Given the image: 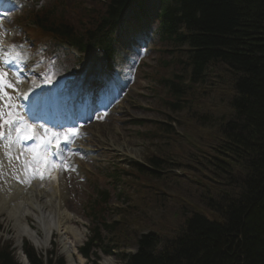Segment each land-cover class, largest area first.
Instances as JSON below:
<instances>
[{
    "label": "rangeland",
    "instance_id": "obj_1",
    "mask_svg": "<svg viewBox=\"0 0 264 264\" xmlns=\"http://www.w3.org/2000/svg\"><path fill=\"white\" fill-rule=\"evenodd\" d=\"M102 6L99 0H46L42 2L40 15L51 10L53 15L48 22H66L78 31H83L96 20V16L91 13L96 11L95 15H97L103 10ZM30 7L29 0H14L10 8L16 11L10 12L0 20V46L7 43L23 45L22 48L15 49L21 54L20 59H26L25 56L28 62L42 63L35 69H29V71L35 70L30 73L31 76L32 74L36 76L27 79L28 85L40 86L43 78L47 77L58 81L60 94H63L68 90L66 87L73 86V82L68 83L71 82L69 78L76 79L83 65H89L87 59L83 61V58L94 53L100 55V62L96 71L89 76L96 77L104 66H101L104 62V54L99 50H92L86 55H76L71 52L64 60L65 63L58 64L59 67L54 69L55 57L44 54L43 44L44 40H47V46L54 48L56 44H50L48 41L53 40L54 37L45 32L40 33L34 28L32 21L28 19ZM126 26L125 33H118L120 44L117 49L120 54L117 71L112 81L106 84L111 88L110 92L108 96H103L102 100L97 98V103L94 102L102 105L106 97L117 96V99L121 98L120 101H110L108 105L109 108L116 110L112 114L108 111L106 112L108 115L95 117L93 114L97 110L94 107L86 105L79 107L81 110L77 112L78 114L82 115V112L86 111L91 112L92 115L81 128L74 129L77 135L72 141L75 142L64 156L67 160L79 158L83 165L81 168L66 169L62 166L60 171L69 187L64 209L72 217L71 225L83 234V238L76 239L68 232L60 238L55 231L45 250L34 247L43 255L54 249L64 255L65 246H79L87 239L94 225L88 204L91 203L93 196L104 190L110 193L109 204L107 206L96 204L95 212L103 211V217L109 223L118 222L115 234L105 232L103 236L106 242L111 243L112 240V244L119 245L121 252L135 251L134 238L140 231L147 232L153 229L164 236L174 234L182 219V213L191 208L205 212L210 218L217 217L214 212H206L199 204L200 197L205 193L203 187L208 188L212 184L211 181L214 184L217 182L206 163V158L211 156L208 145L213 139L214 131L209 126H201L197 114L213 113L218 122L231 115L230 109L226 111V108L232 95V75L223 65H209L205 81L191 90L187 89L189 93L181 101L190 106L191 110L175 111L170 103L178 101L171 96L164 83L165 79L173 78L174 74L180 71L176 58L165 53L164 48H155L154 40L146 39L140 44L137 39H145L146 35L151 36L148 30L142 32L141 25L130 22L129 19ZM6 28L12 30L11 36L4 31ZM46 37L48 39H45ZM45 58L47 67H45ZM65 64L74 67V73L68 74L64 68ZM4 72L8 73L5 79L17 85L15 90L19 89V85L21 88L22 82L11 72ZM78 87H81V84L74 90ZM5 90L8 93L12 92L10 95L13 97V103H18L15 90L12 88ZM74 101L71 104L72 110L69 107L68 112L72 113L74 107L78 109L76 103L73 107ZM194 112L195 115L191 116ZM139 122L141 123L138 125ZM168 129L172 133H168ZM83 148L87 154L82 152ZM16 150L17 145L8 149L0 147V187L11 186L13 180L20 178L19 174L23 172L21 164L23 159L18 156ZM6 151L11 153V158L5 155ZM153 155L161 158L165 168L169 167L161 171L160 178L141 177L136 181V185L132 184L133 188L127 185L124 175L123 182L112 179L116 168L124 169L122 172L126 174H134L131 164L134 161L144 163ZM65 163L64 161V165ZM30 167L36 168L33 165ZM22 174L29 176L31 172ZM51 175L38 182L32 181L36 182L35 186H43L42 183H46L44 187L50 192L52 185L56 184L58 179V176L51 177ZM133 176L137 177V173ZM218 185L217 183L216 186ZM12 224L6 213H0V240L2 243L10 244L15 250L16 258L20 260L21 255ZM114 254H116L115 250ZM77 257L80 258L81 255ZM107 259L111 260L110 264H121L115 255H102L99 264H104ZM84 264L93 263L84 260Z\"/></svg>",
    "mask_w": 264,
    "mask_h": 264
},
{
    "label": "trees",
    "instance_id": "obj_2",
    "mask_svg": "<svg viewBox=\"0 0 264 264\" xmlns=\"http://www.w3.org/2000/svg\"><path fill=\"white\" fill-rule=\"evenodd\" d=\"M133 1L103 0V12L94 29L87 30L88 36L110 47V32ZM164 12L160 34L179 47V63L188 73V77L175 75L167 85L177 98L176 111L191 110L181 101L187 89L205 81L209 65H223L232 75L226 108L231 115L218 122L213 113L197 114L200 125L214 131L206 163L219 184L211 181L203 187L199 204L217 217L191 208L182 213L174 234L140 231L134 238L135 253L113 247L121 264H264V0H166ZM53 31L73 41L80 37L65 24ZM97 33H102L100 38ZM134 168L136 185L141 177L160 178L169 167L153 155ZM116 225L94 229L81 252L90 257L93 247L104 245L101 233L115 234ZM25 252L30 264H67L56 251L45 257L26 246ZM104 252L110 254L111 249L105 246ZM0 264L21 263L9 245L0 243Z\"/></svg>",
    "mask_w": 264,
    "mask_h": 264
},
{
    "label": "bare ground",
    "instance_id": "obj_3",
    "mask_svg": "<svg viewBox=\"0 0 264 264\" xmlns=\"http://www.w3.org/2000/svg\"><path fill=\"white\" fill-rule=\"evenodd\" d=\"M99 60L97 55L90 56L88 62H92V66L83 68L80 74L87 71L92 72ZM21 91L22 93L30 92L25 84L22 85ZM49 100L42 99V101L50 103ZM27 103L32 105L30 100ZM55 173L57 174V172ZM56 181L50 192L41 185L24 186L15 181L11 185L12 189H9L11 186L6 187V185L0 187V213H6L9 220L12 221L19 251L22 250L21 244L24 239H28L37 249L45 250L55 231L60 238L66 232L72 233L76 239L83 238V234L71 225L72 217L64 209L69 188L64 175L61 173ZM28 217L31 218V224L27 222ZM63 252L70 261L76 262L77 260L80 264L84 263L83 259L75 258L77 256L76 245L65 246ZM21 259L25 262L23 256ZM110 263V259L104 261V264Z\"/></svg>",
    "mask_w": 264,
    "mask_h": 264
},
{
    "label": "snow or ice",
    "instance_id": "obj_4",
    "mask_svg": "<svg viewBox=\"0 0 264 264\" xmlns=\"http://www.w3.org/2000/svg\"><path fill=\"white\" fill-rule=\"evenodd\" d=\"M17 47L22 48L23 45H9V51L5 53L3 47L0 46V56L7 57L5 63L10 61L19 62L21 54L15 51ZM7 75L8 73L6 72H0V147L8 149L13 145L23 144L28 140L38 141V143H34L29 149L33 154L32 158L21 162L22 170L25 173L31 172L33 176L40 169L39 167L33 169L30 167L31 165L50 166L53 163V157L59 160L62 166L67 167L64 165V154L66 151L71 150L72 140L77 133L75 130H69V134H61L51 132V129L47 128L44 129L43 135L37 133L33 126L25 119L24 115H21L17 111L20 106L13 103V97L5 90L17 87L16 84L5 79ZM17 95H23L24 99H28L27 93L17 92ZM33 102H39V94H37ZM5 109L7 110L6 112ZM49 132H51V136L48 135ZM60 135H64L63 140L59 139ZM5 155L11 158L10 152L6 151ZM17 178L19 179V177Z\"/></svg>",
    "mask_w": 264,
    "mask_h": 264
}]
</instances>
